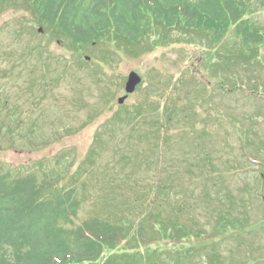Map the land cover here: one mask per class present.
<instances>
[{
	"label": "rangeland",
	"instance_id": "374dc122",
	"mask_svg": "<svg viewBox=\"0 0 264 264\" xmlns=\"http://www.w3.org/2000/svg\"><path fill=\"white\" fill-rule=\"evenodd\" d=\"M0 172L59 176L52 190L81 200L76 224L130 227L120 247L146 222L145 264H264V42L152 22L138 43L111 32L81 46L28 2L0 6ZM159 216L186 229L159 234Z\"/></svg>",
	"mask_w": 264,
	"mask_h": 264
},
{
	"label": "trees",
	"instance_id": "16d2710c",
	"mask_svg": "<svg viewBox=\"0 0 264 264\" xmlns=\"http://www.w3.org/2000/svg\"><path fill=\"white\" fill-rule=\"evenodd\" d=\"M12 1L15 0H0V6ZM22 1L30 4L42 23L56 28L74 45L101 41L111 32L138 43L152 22L168 28L182 25L188 29H203L210 32L216 42L233 27L245 45L264 42V23L249 16L250 11L257 9L251 0ZM208 174L215 177L226 172L214 168L208 170ZM58 177L54 173L40 178L36 173L13 176L10 172H0V264H145L136 257L151 251L145 239L146 222L137 227L144 244L120 247L122 241L128 242L130 227L99 217L76 224L81 200L74 187L53 191L57 184L54 179ZM258 194L261 196L260 191ZM239 215L235 222L230 217H219L217 229L225 230L228 223L242 224L246 215ZM145 219L157 222L151 214ZM168 222V218L159 216L158 224L162 226L159 234L161 229L169 236L181 234L183 228L186 229L175 224L171 234V226H166ZM117 249L123 252H115ZM109 251L113 253L106 256ZM220 263L235 264L231 261Z\"/></svg>",
	"mask_w": 264,
	"mask_h": 264
},
{
	"label": "water",
	"instance_id": "95a60500",
	"mask_svg": "<svg viewBox=\"0 0 264 264\" xmlns=\"http://www.w3.org/2000/svg\"><path fill=\"white\" fill-rule=\"evenodd\" d=\"M141 81V76L138 75L137 73H132L129 77V81L126 85V90L127 92H132L134 91L136 85ZM127 95L119 98V102L122 103L126 99Z\"/></svg>",
	"mask_w": 264,
	"mask_h": 264
}]
</instances>
